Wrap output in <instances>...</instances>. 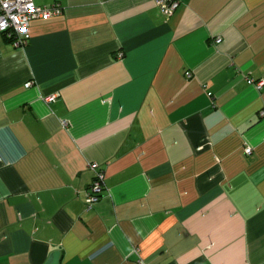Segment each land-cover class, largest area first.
I'll return each mask as SVG.
<instances>
[{
	"label": "crops",
	"instance_id": "1",
	"mask_svg": "<svg viewBox=\"0 0 264 264\" xmlns=\"http://www.w3.org/2000/svg\"><path fill=\"white\" fill-rule=\"evenodd\" d=\"M36 3L0 34V264H264V0Z\"/></svg>",
	"mask_w": 264,
	"mask_h": 264
},
{
	"label": "built area",
	"instance_id": "2",
	"mask_svg": "<svg viewBox=\"0 0 264 264\" xmlns=\"http://www.w3.org/2000/svg\"><path fill=\"white\" fill-rule=\"evenodd\" d=\"M162 11L170 16L179 8L181 0H157ZM62 9L59 5L40 6L36 0H0V34H3L8 40L16 46H24L28 44L30 39L29 27L31 23L37 19H48L56 15H60ZM217 43L222 41L218 38ZM189 76L191 75L188 72ZM261 89L264 86V79L260 81L250 80ZM30 84V83H28ZM54 96H50L49 100ZM251 147L246 148V152L250 153ZM90 168L95 171V179L88 190L86 202L88 206L94 205L100 199L105 190L104 172L97 163H91Z\"/></svg>",
	"mask_w": 264,
	"mask_h": 264
},
{
	"label": "water",
	"instance_id": "3",
	"mask_svg": "<svg viewBox=\"0 0 264 264\" xmlns=\"http://www.w3.org/2000/svg\"><path fill=\"white\" fill-rule=\"evenodd\" d=\"M60 256H61V252L60 251H54L48 261L46 262V264H59L60 261Z\"/></svg>",
	"mask_w": 264,
	"mask_h": 264
}]
</instances>
